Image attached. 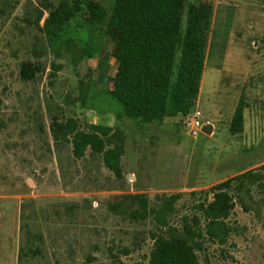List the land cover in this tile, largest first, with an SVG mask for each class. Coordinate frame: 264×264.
Masks as SVG:
<instances>
[{
	"label": "rangeland",
	"instance_id": "rangeland-1",
	"mask_svg": "<svg viewBox=\"0 0 264 264\" xmlns=\"http://www.w3.org/2000/svg\"><path fill=\"white\" fill-rule=\"evenodd\" d=\"M95 1L112 13L114 0ZM199 2L213 5L214 29L193 110L215 133L192 138L183 116L145 124L123 115L112 96L120 49L113 31L77 17L50 41L37 26L40 0H0V264H149L163 219L138 222L114 212L117 196L181 194L164 217L180 226L199 215L201 192L247 171L256 179L235 200L228 219L234 232L224 246L206 241L200 264H264V0H186L185 14ZM86 45L94 58L84 54ZM28 60L44 71L25 83L20 69ZM241 99L245 129L233 135ZM55 118H75L84 131L93 124L122 129L124 179L90 151L78 160L71 145L56 143Z\"/></svg>",
	"mask_w": 264,
	"mask_h": 264
},
{
	"label": "trees",
	"instance_id": "trees-1",
	"mask_svg": "<svg viewBox=\"0 0 264 264\" xmlns=\"http://www.w3.org/2000/svg\"><path fill=\"white\" fill-rule=\"evenodd\" d=\"M40 11L37 26L50 41L59 39L77 17L89 26L113 31L120 49L114 54L117 70L112 96L123 105L125 117L145 124L161 123L188 115L197 105L214 17L211 3L193 4L185 14L186 0H114L109 14L95 0H40ZM45 12L49 15L41 26ZM74 43L69 39L67 47ZM83 52L91 59L97 55L89 45ZM43 71L39 62L24 61L20 78L25 83L34 82ZM50 128L56 143L72 146L75 159H83L90 151L92 156L101 157L118 180L124 179L126 137L122 129L93 124L84 131L75 118H55ZM244 129L245 103L241 99L230 131L240 135ZM255 179L254 172L247 171L201 192L205 199L197 207L199 215L182 218L180 226L166 224L164 217L172 212L181 194L158 195L153 201L146 194H123L117 196L112 210L129 214L138 222L162 217V228L153 235L149 264H200L199 253L204 252L206 241L219 246L228 243L234 232L228 219L235 200ZM26 205H22V217Z\"/></svg>",
	"mask_w": 264,
	"mask_h": 264
},
{
	"label": "built area",
	"instance_id": "built-area-1",
	"mask_svg": "<svg viewBox=\"0 0 264 264\" xmlns=\"http://www.w3.org/2000/svg\"><path fill=\"white\" fill-rule=\"evenodd\" d=\"M183 125L192 138H197L203 134L202 113L199 110H193L188 115L183 116Z\"/></svg>",
	"mask_w": 264,
	"mask_h": 264
},
{
	"label": "crops",
	"instance_id": "crops-1",
	"mask_svg": "<svg viewBox=\"0 0 264 264\" xmlns=\"http://www.w3.org/2000/svg\"><path fill=\"white\" fill-rule=\"evenodd\" d=\"M211 32H210V37H209V42H208V47H207V56H206V65H205V71H204V75H203V79H202V83H201V89H200V95H199V99H198V104H199V101H200V98H201V90H202V87L204 86V82H205V78H206V70L208 68V65H209V61H210V51H211V48H212V33H213V26L211 27ZM214 128V127H213ZM215 133V128L213 129V135Z\"/></svg>",
	"mask_w": 264,
	"mask_h": 264
},
{
	"label": "water",
	"instance_id": "water-1",
	"mask_svg": "<svg viewBox=\"0 0 264 264\" xmlns=\"http://www.w3.org/2000/svg\"><path fill=\"white\" fill-rule=\"evenodd\" d=\"M213 129H214L213 126L208 124V125H204L202 131H203V134L205 135H211L213 133ZM29 184L30 186H34L31 180H29Z\"/></svg>",
	"mask_w": 264,
	"mask_h": 264
}]
</instances>
